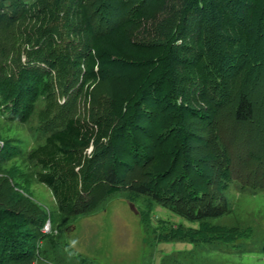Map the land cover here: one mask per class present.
Listing matches in <instances>:
<instances>
[{"label": "rangeland", "instance_id": "rangeland-1", "mask_svg": "<svg viewBox=\"0 0 264 264\" xmlns=\"http://www.w3.org/2000/svg\"><path fill=\"white\" fill-rule=\"evenodd\" d=\"M237 1L238 16L247 19L258 0ZM211 3L224 48L234 57L240 47L248 53L240 18ZM185 5L0 0V243L16 245L5 253L7 264H264V29L255 49L262 67L250 72L236 57V68L225 72V95L220 78L205 73V84L204 73L196 75L208 56L199 16L174 43L175 55L167 52L170 22L178 26ZM126 23L135 52L97 47ZM247 73L255 117L240 122L236 76L242 82ZM119 106L132 116L131 132L116 146L121 191L85 215L60 211L30 153L69 119L92 121ZM140 185L160 200L136 192ZM208 201L227 213L191 219Z\"/></svg>", "mask_w": 264, "mask_h": 264}, {"label": "trees", "instance_id": "trees-1", "mask_svg": "<svg viewBox=\"0 0 264 264\" xmlns=\"http://www.w3.org/2000/svg\"><path fill=\"white\" fill-rule=\"evenodd\" d=\"M223 1L218 0L221 3V6L219 5L220 10L229 13L233 17L237 16L240 18V26L250 35L249 41L246 42L248 53L242 51L240 47L235 52L237 55L234 57L231 52L229 53L224 48L222 43L225 40L221 36L223 23L217 18L214 20L208 14L210 12L213 16L215 15L211 0H186V5L183 6L181 14V21L178 26L176 18L172 20L173 22H170L169 32L172 34L169 36L167 33L165 42L169 41L167 43V52L173 57L175 55L174 43L182 40L181 38L190 29L189 21L192 19V22H195L199 16L200 19L196 22V25L199 27V31H205L207 34L205 44L207 45L206 53L208 56L206 57L205 68L201 69L203 67H200L196 75L204 73L203 77L205 78V73L207 75L209 72L207 78L212 77L213 80L220 78L219 86L226 95L228 94L226 81H228L229 77L225 72L230 65L236 68V57H242L243 65L249 66L250 72L262 67V63H257L256 61L257 52L255 49L261 40V30L264 29V0H258L254 3V6L250 7L247 19L244 16H238L236 4L237 2L240 4L239 1L226 0V4ZM245 1L241 0V4L243 5ZM153 7L154 4L143 11L148 12ZM205 13L208 15L206 18L203 17ZM129 24L126 23L119 27L107 39H97V47L104 52H113L112 50L116 48L135 52L136 47L131 43L126 33V28L128 29ZM175 30H177L176 33ZM171 57L170 60H172ZM173 63H175L174 59L166 66L171 67ZM194 68L197 70V67ZM166 74L167 77L173 76L171 68ZM249 74L247 73L243 77L242 82H240L242 76H236L237 85L240 87L235 96L234 116L235 120L240 122L251 121L255 117L254 104L245 90L248 86ZM193 76L195 77V75ZM207 78L204 79L203 83H207ZM153 81L147 82L145 86H142V93L151 87V84H154ZM164 83L162 82L158 85L160 86ZM127 100L123 101L127 102ZM136 102V97L130 99V110L134 107V104H137ZM130 110L124 112L119 106L117 108L118 114L115 111L116 113L114 114L100 118L95 117L92 121L71 118L66 121L62 129L53 131L46 138L44 145L39 146L30 153V162L43 169V171L37 173L39 181L46 184L53 191L60 211L68 212L71 216L85 215L95 210L105 198L121 191L116 146L120 139L128 136L129 134L127 133L131 132L127 129L131 126L129 121L132 120ZM134 190L141 194L153 195L154 198L160 200V197L153 192L152 188L146 185H140ZM195 210L196 215L194 214L191 219L217 218L227 213V206L219 207L208 201L198 206ZM43 222L44 219H41V223ZM14 248H16V245L12 240L7 239L4 243H0V264H7L5 253L10 250L14 252Z\"/></svg>", "mask_w": 264, "mask_h": 264}, {"label": "crops", "instance_id": "crops-1", "mask_svg": "<svg viewBox=\"0 0 264 264\" xmlns=\"http://www.w3.org/2000/svg\"><path fill=\"white\" fill-rule=\"evenodd\" d=\"M131 209V208H130ZM108 216H109V219H113V221H111V222H113L114 223V225L116 226V221H114V220H116L115 219V217L114 218H112V216H111V213L110 214H108ZM126 222H131V221H126ZM126 222H124V224H127Z\"/></svg>", "mask_w": 264, "mask_h": 264}, {"label": "water", "instance_id": "water-1", "mask_svg": "<svg viewBox=\"0 0 264 264\" xmlns=\"http://www.w3.org/2000/svg\"><path fill=\"white\" fill-rule=\"evenodd\" d=\"M130 208L132 211H134L136 214H138V211L133 204H130Z\"/></svg>", "mask_w": 264, "mask_h": 264}]
</instances>
